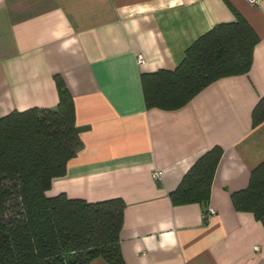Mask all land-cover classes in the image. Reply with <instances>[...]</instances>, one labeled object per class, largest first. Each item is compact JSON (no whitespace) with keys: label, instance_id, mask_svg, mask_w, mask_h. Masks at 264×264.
<instances>
[{"label":"crops","instance_id":"obj_1","mask_svg":"<svg viewBox=\"0 0 264 264\" xmlns=\"http://www.w3.org/2000/svg\"><path fill=\"white\" fill-rule=\"evenodd\" d=\"M234 11L259 38L249 72L215 81L181 109H146L140 76L174 70ZM55 76L73 100L82 146L46 196L121 199L124 264H264L263 225L231 201L264 160V122L252 126L264 97V0H0V118L54 108ZM213 147L223 155L211 214L173 206L170 193Z\"/></svg>","mask_w":264,"mask_h":264},{"label":"trees","instance_id":"obj_2","mask_svg":"<svg viewBox=\"0 0 264 264\" xmlns=\"http://www.w3.org/2000/svg\"><path fill=\"white\" fill-rule=\"evenodd\" d=\"M234 16L199 37L174 70L140 76L146 109H181L215 81L249 72L259 38L244 17L235 11ZM54 80V108L0 118V264H90L95 259L124 264L121 199L88 203L65 194L45 195L82 146L73 100L61 78ZM263 122L264 97L252 111V126ZM222 155L220 147H213L196 160L170 193L173 206L199 204L210 214V189ZM231 201L237 212L251 213L264 227V160Z\"/></svg>","mask_w":264,"mask_h":264},{"label":"built area","instance_id":"obj_3","mask_svg":"<svg viewBox=\"0 0 264 264\" xmlns=\"http://www.w3.org/2000/svg\"><path fill=\"white\" fill-rule=\"evenodd\" d=\"M249 5H258V2L259 0H245ZM137 63L138 64H141L143 63V58L141 56H138L137 57ZM160 176H161V173L159 171H155L153 174H152V178L154 180H159L160 179ZM210 214H211V211H210Z\"/></svg>","mask_w":264,"mask_h":264}]
</instances>
